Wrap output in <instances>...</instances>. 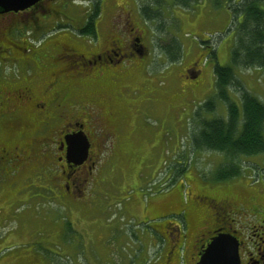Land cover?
<instances>
[{
    "label": "rangeland",
    "instance_id": "obj_1",
    "mask_svg": "<svg viewBox=\"0 0 264 264\" xmlns=\"http://www.w3.org/2000/svg\"><path fill=\"white\" fill-rule=\"evenodd\" d=\"M94 1L51 0V21L47 28L38 31L39 38L31 41L32 46L38 45L42 59L54 55L61 44L82 52L98 51L114 36L113 27L124 28L121 17L116 16L118 9L133 12L129 0H108L94 21L93 35L83 30L88 20L95 17ZM146 1L138 0L137 4L134 0V12L139 14V5L148 3ZM195 1L187 11L194 12L205 2L196 22L191 23L185 15L180 16L181 23L172 20L170 0L160 2V11L163 14L165 8L167 14L161 15L156 20L158 23L144 20L145 73L131 72L122 83L131 86L126 91L131 101L140 102L148 96L157 110L143 107L132 121V112L126 108L128 121L118 136L119 150L113 157L115 168L110 174L105 171L111 185L107 188L108 183L101 184V193L95 195L96 207L101 206L100 209L83 217L63 210L49 200L46 193L37 192L35 200L28 199L30 203L20 199L0 227V236L5 234L2 237H6L0 240V257L4 255L0 264H116L113 260L118 252L126 258L121 264H142L148 256L153 257L151 264H160L166 249L160 260L153 263L154 248L143 231L146 226L137 203L148 208L154 204L155 208L185 197L197 204L203 194L221 198L237 196L242 211L249 214L247 219L255 220L250 204L264 199V152L233 159L222 152L198 149L193 143L201 118L225 116L222 102L216 103L214 113H203L199 107L215 94L214 61L220 66L230 65L235 28L241 19L233 22L230 16L226 18L224 0ZM258 5L264 10V4ZM209 14L214 15V19ZM17 27L13 38L20 35H24L19 37L22 41L24 37L29 38V32L19 33L21 29ZM41 37L45 38L39 45ZM210 50L214 51L215 60L209 58ZM136 55L140 58V54ZM235 76L264 104V69H236ZM43 78L37 80V86ZM127 94L123 93L129 99ZM230 99L239 103L238 94L232 90ZM197 110L198 116L195 115ZM142 157L146 159L144 166L139 165ZM231 158L239 167V175L213 180L214 171L232 162ZM9 209L11 211V207ZM39 217L63 226V234L53 233L51 228L40 229ZM136 235L141 239L139 244H136ZM136 248H139L138 255L146 253L147 257L134 262Z\"/></svg>",
    "mask_w": 264,
    "mask_h": 264
},
{
    "label": "flooded vegetation",
    "instance_id": "obj_2",
    "mask_svg": "<svg viewBox=\"0 0 264 264\" xmlns=\"http://www.w3.org/2000/svg\"><path fill=\"white\" fill-rule=\"evenodd\" d=\"M51 11V0H39L24 10L0 13V227L17 201L35 200L37 192L83 217L96 212L101 206L96 207L95 195L101 193V184L109 182L105 171L110 174L115 168L118 136L128 121L126 108L132 121L143 107L157 110L148 96L131 101L126 92L131 86L122 83L131 72L145 73L146 68V28L133 12L118 9L116 16L125 29L113 27L114 36L98 51L82 52L61 44L54 55L42 59L38 45L32 46L31 41L48 27ZM17 26L19 33L29 32V38H13ZM41 77L45 79L37 86ZM78 137L86 145L82 160ZM145 164L142 157L139 165ZM151 205L137 203L146 226L143 231L154 248L153 263L166 249L160 264H226L230 247L235 246L238 264H264V199L250 204L253 222L237 196L203 194L197 204L185 197L155 208ZM38 219L40 229L63 234V226ZM2 236L0 240H5ZM136 238V244L141 243L139 235ZM218 240L225 243L215 246ZM135 251L134 262L147 257L138 255L139 248ZM206 256L212 259L204 262ZM152 258L142 264H151ZM124 259L118 252L113 261L121 264Z\"/></svg>",
    "mask_w": 264,
    "mask_h": 264
},
{
    "label": "trees",
    "instance_id": "obj_3",
    "mask_svg": "<svg viewBox=\"0 0 264 264\" xmlns=\"http://www.w3.org/2000/svg\"><path fill=\"white\" fill-rule=\"evenodd\" d=\"M150 3L139 5V16L146 21L160 19L166 11L159 9L162 0H147ZM94 2L95 17L88 20L83 31L94 35V21L100 7ZM173 4L189 8L191 0H172ZM226 10L233 22L240 20L236 26L235 42L231 49L230 65L220 66L216 63L214 51H209V58L214 59L213 74L215 94L206 99L199 111L214 113L216 103L225 106L224 118L200 119V126L193 136L196 148L222 152L225 155L253 156L264 152V104L248 92L242 82L235 76L236 69H264V10L258 3L264 0H224ZM165 18V16H164ZM216 63V64H215ZM239 96V103L230 99V91ZM195 111V115H200ZM232 159V158H231ZM232 162L219 166L211 176L215 181L227 180L239 175V167Z\"/></svg>",
    "mask_w": 264,
    "mask_h": 264
},
{
    "label": "water",
    "instance_id": "obj_4",
    "mask_svg": "<svg viewBox=\"0 0 264 264\" xmlns=\"http://www.w3.org/2000/svg\"><path fill=\"white\" fill-rule=\"evenodd\" d=\"M39 0H0V13L8 12V11H18V10H24ZM78 145H81L82 148V154H80V160L84 158L85 151H86V145H85V140L83 137H78ZM80 162V161H79ZM225 243V241L218 240L214 242V245H219ZM234 242H231L230 244H233ZM229 251V257H228V263L226 264H238V257L237 253L235 250V246H231ZM212 259L210 256H206L203 260L204 262L206 260ZM218 260H222L220 257H218ZM206 264V263H205Z\"/></svg>",
    "mask_w": 264,
    "mask_h": 264
},
{
    "label": "crops",
    "instance_id": "obj_5",
    "mask_svg": "<svg viewBox=\"0 0 264 264\" xmlns=\"http://www.w3.org/2000/svg\"><path fill=\"white\" fill-rule=\"evenodd\" d=\"M107 1L108 0H99L97 3H98V5H99V7H101V9L104 7V5L107 3ZM130 1V3L135 7V3H134V0H129ZM168 1V0H167ZM171 1V4L173 5V8H171V10H172V17H173V19L176 21V20H179L180 21V23H181V19H180V16L182 15V17H183V15H185L186 17H187V19H188V21H190L191 23H193V22H196L197 21V19L199 20L200 19V15L202 14V10L204 9L203 7L205 6V2H203L204 0H202L201 2H203V4H202V6L200 7V8H196L195 9V7H193L194 9H195V11L194 12H189V11H187V9H183L182 7H180V6H178V5H175V4H173V2H172V0H170ZM195 0H191V3H193ZM199 0H196L195 1V3L196 2H198ZM146 2H148V3H150V1H146ZM169 3V2H168ZM198 12H199V14H198ZM209 16L210 17H212L213 19H214V15H210L209 14ZM177 17V18H176ZM181 17V18H182ZM226 18L227 19H229V14H227L226 15ZM227 19L224 21V23L227 21ZM203 30V29H202ZM0 250H1V248H0ZM4 256V255H3ZM2 256V257H3ZM2 257H0V260H1V258ZM43 263V262H42ZM44 264V263H43Z\"/></svg>",
    "mask_w": 264,
    "mask_h": 264
}]
</instances>
